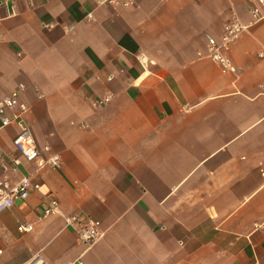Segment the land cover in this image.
Here are the masks:
<instances>
[{
    "label": "crops",
    "instance_id": "1",
    "mask_svg": "<svg viewBox=\"0 0 264 264\" xmlns=\"http://www.w3.org/2000/svg\"><path fill=\"white\" fill-rule=\"evenodd\" d=\"M256 5L0 0V99L23 84L40 149L22 160L17 124L0 127V154L20 159L9 179L33 184L0 212V264H264V18L231 47L233 72L198 57ZM68 215L101 237L85 246Z\"/></svg>",
    "mask_w": 264,
    "mask_h": 264
},
{
    "label": "built area",
    "instance_id": "2",
    "mask_svg": "<svg viewBox=\"0 0 264 264\" xmlns=\"http://www.w3.org/2000/svg\"><path fill=\"white\" fill-rule=\"evenodd\" d=\"M9 0H2V4H7ZM119 1V0H112ZM124 5L130 4L131 0H120ZM257 5L251 9V19L244 23L239 18H231L224 26L219 37L207 35L205 50L198 53L199 58H206L216 63L222 73L233 72V65L229 58V51L241 35L253 28L264 15L261 9H264V0H256ZM257 57L264 60V48L257 51ZM23 89V84L9 95L0 99V127H6L13 123L17 124L18 132L12 140L14 149L18 152L20 158L26 162H34L40 157V149L37 147L29 126L25 122V114L28 111L27 105L19 98V91ZM48 151V147L44 148ZM0 154V212L12 207L16 199L26 200L33 184L29 176H23L16 182H12L8 174L14 172L20 164L19 158H8ZM60 158L53 154L48 158L42 159L40 168L45 166L57 167ZM58 212V202L52 197H47V207L43 215L47 216ZM65 226L72 229L79 242L87 247L93 245L102 235L101 224L97 220L82 215H68L65 217ZM32 230V224H23L17 227L18 232H29ZM40 264V263H39ZM61 264H84L81 260L66 261Z\"/></svg>",
    "mask_w": 264,
    "mask_h": 264
}]
</instances>
